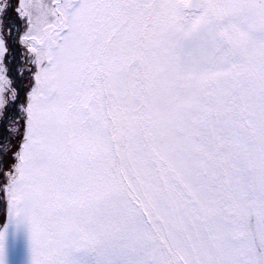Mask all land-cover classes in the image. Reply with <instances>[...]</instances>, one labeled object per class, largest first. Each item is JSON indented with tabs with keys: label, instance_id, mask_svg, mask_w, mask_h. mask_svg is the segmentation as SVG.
<instances>
[{
	"label": "snow or ice",
	"instance_id": "snow-or-ice-1",
	"mask_svg": "<svg viewBox=\"0 0 264 264\" xmlns=\"http://www.w3.org/2000/svg\"><path fill=\"white\" fill-rule=\"evenodd\" d=\"M0 264H264V0H0Z\"/></svg>",
	"mask_w": 264,
	"mask_h": 264
}]
</instances>
